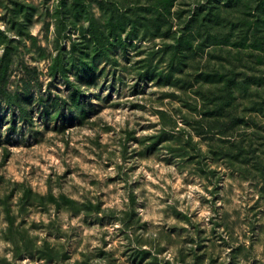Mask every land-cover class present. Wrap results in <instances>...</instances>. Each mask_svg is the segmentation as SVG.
I'll use <instances>...</instances> for the list:
<instances>
[{"label": "rangeland", "instance_id": "rangeland-1", "mask_svg": "<svg viewBox=\"0 0 264 264\" xmlns=\"http://www.w3.org/2000/svg\"><path fill=\"white\" fill-rule=\"evenodd\" d=\"M259 1L0 0V264H264Z\"/></svg>", "mask_w": 264, "mask_h": 264}, {"label": "trees", "instance_id": "trees-1", "mask_svg": "<svg viewBox=\"0 0 264 264\" xmlns=\"http://www.w3.org/2000/svg\"><path fill=\"white\" fill-rule=\"evenodd\" d=\"M260 5H262V3L264 4V0H260L259 1ZM204 5L199 7V9L196 10L195 14L190 18V20L188 21V24L192 25L196 19H198V11H201L203 9ZM207 7L209 10H212V7H215V8H218L219 9V5H216V4H212V1H208V4H207ZM214 10V9H213ZM115 12H117V10H115ZM117 28V27H115ZM233 94H232V88L231 86L229 85H226V87L222 90H220V93L218 95H216L215 97V100L214 102L219 105L216 107V111L215 113V117L216 118H222V112L220 110H222L225 105H223V103H225V101L229 100V97H231ZM242 117H234L233 120L236 122L237 120H241ZM237 119V120H236ZM243 120H245V118H243ZM242 136V135H241ZM246 138H239L237 139L235 142L236 145L240 146V150L242 152H244L245 155H249L250 154V147L252 146V144L249 142V145H245L244 142H245ZM248 147V148H246Z\"/></svg>", "mask_w": 264, "mask_h": 264}]
</instances>
